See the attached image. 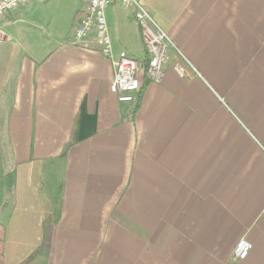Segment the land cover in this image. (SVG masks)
<instances>
[{"label": "crops", "instance_id": "0c3cea01", "mask_svg": "<svg viewBox=\"0 0 264 264\" xmlns=\"http://www.w3.org/2000/svg\"><path fill=\"white\" fill-rule=\"evenodd\" d=\"M47 2L1 23L0 264H264V0H144L173 44L134 103L94 38L72 43L86 0L61 28ZM106 20L146 64L134 10Z\"/></svg>", "mask_w": 264, "mask_h": 264}, {"label": "built area", "instance_id": "2783aa9c", "mask_svg": "<svg viewBox=\"0 0 264 264\" xmlns=\"http://www.w3.org/2000/svg\"><path fill=\"white\" fill-rule=\"evenodd\" d=\"M35 0H0V42L8 38L2 27L6 15L31 4ZM134 10L143 43L146 49L147 63L132 58L126 52L117 56L114 53L112 39L106 20V8L113 0H86L80 11L78 25L74 30L72 43L88 47L94 38L100 48L101 55L112 62L114 76L111 91L120 103H134L141 87L140 73L145 70L147 79L161 83L165 77L164 66L169 62V50L173 44L168 33L157 23L144 0H117ZM178 62L175 70L180 76L191 78L189 68H193L189 60L177 49ZM253 245L246 239H241L234 249V259L243 261L249 256Z\"/></svg>", "mask_w": 264, "mask_h": 264}, {"label": "rangeland", "instance_id": "374dc122", "mask_svg": "<svg viewBox=\"0 0 264 264\" xmlns=\"http://www.w3.org/2000/svg\"><path fill=\"white\" fill-rule=\"evenodd\" d=\"M41 3L49 1V10H43L45 18L51 20L55 28L66 25L69 14L76 8L81 0H39Z\"/></svg>", "mask_w": 264, "mask_h": 264}, {"label": "trees", "instance_id": "16d2710c", "mask_svg": "<svg viewBox=\"0 0 264 264\" xmlns=\"http://www.w3.org/2000/svg\"><path fill=\"white\" fill-rule=\"evenodd\" d=\"M6 234V226L0 222V260L5 256Z\"/></svg>", "mask_w": 264, "mask_h": 264}]
</instances>
